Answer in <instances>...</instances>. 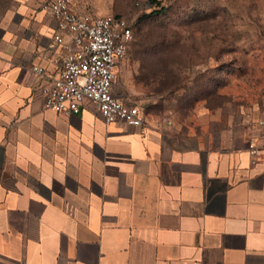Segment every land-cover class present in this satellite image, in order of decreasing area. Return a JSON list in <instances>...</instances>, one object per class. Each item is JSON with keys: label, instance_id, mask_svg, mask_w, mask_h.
Instances as JSON below:
<instances>
[{"label": "crops", "instance_id": "0c3cea01", "mask_svg": "<svg viewBox=\"0 0 264 264\" xmlns=\"http://www.w3.org/2000/svg\"><path fill=\"white\" fill-rule=\"evenodd\" d=\"M52 27L32 1L2 22L0 264H264L256 129L219 133L204 106L140 126L43 109L29 66L54 71Z\"/></svg>", "mask_w": 264, "mask_h": 264}, {"label": "rangeland", "instance_id": "374dc122", "mask_svg": "<svg viewBox=\"0 0 264 264\" xmlns=\"http://www.w3.org/2000/svg\"><path fill=\"white\" fill-rule=\"evenodd\" d=\"M70 1L75 11L130 23L115 92L145 117H182L204 106L221 113L219 133L264 130V0ZM28 3L0 0V35L6 16Z\"/></svg>", "mask_w": 264, "mask_h": 264}, {"label": "built area", "instance_id": "2783aa9c", "mask_svg": "<svg viewBox=\"0 0 264 264\" xmlns=\"http://www.w3.org/2000/svg\"><path fill=\"white\" fill-rule=\"evenodd\" d=\"M53 23L44 51L54 71L31 64L43 109L72 115L91 105L104 123L140 126L143 110L115 92L117 66L132 41L128 20L118 15L95 16L75 11L70 0H31ZM264 125V123H262ZM264 128V127H263ZM245 149L251 162L261 159L264 130L249 137Z\"/></svg>", "mask_w": 264, "mask_h": 264}]
</instances>
